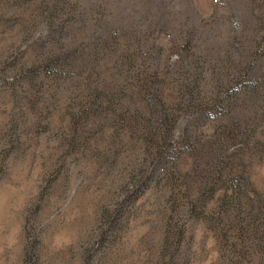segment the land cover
Returning <instances> with one entry per match:
<instances>
[{
	"label": "rangeland",
	"instance_id": "374dc122",
	"mask_svg": "<svg viewBox=\"0 0 264 264\" xmlns=\"http://www.w3.org/2000/svg\"><path fill=\"white\" fill-rule=\"evenodd\" d=\"M0 264H264V0H0Z\"/></svg>",
	"mask_w": 264,
	"mask_h": 264
},
{
	"label": "trees",
	"instance_id": "16d2710c",
	"mask_svg": "<svg viewBox=\"0 0 264 264\" xmlns=\"http://www.w3.org/2000/svg\"><path fill=\"white\" fill-rule=\"evenodd\" d=\"M166 119H167V115H166V116H163V120H162V118H161L162 121H161L160 123L162 124V123L166 122V121H167ZM232 124H233V125H232L231 127L229 126V132H228V133H231L233 130H235L234 128H235L236 126H239V127H236V129L241 128L240 125H239V123H235V124L232 123ZM242 134L244 135L245 133H242ZM163 136H164V137H162V138H164V141H165L167 138H166L165 135H163ZM219 148H220V147H219ZM170 154H173V152L171 151V152L169 153V155H170Z\"/></svg>",
	"mask_w": 264,
	"mask_h": 264
}]
</instances>
